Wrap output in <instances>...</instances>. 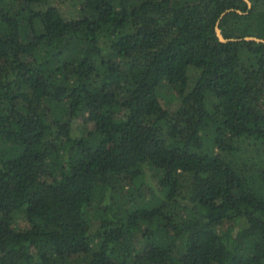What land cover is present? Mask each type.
Wrapping results in <instances>:
<instances>
[{
  "label": "trees",
  "instance_id": "16d2710c",
  "mask_svg": "<svg viewBox=\"0 0 264 264\" xmlns=\"http://www.w3.org/2000/svg\"><path fill=\"white\" fill-rule=\"evenodd\" d=\"M250 2L0 0V264H264Z\"/></svg>",
  "mask_w": 264,
  "mask_h": 264
},
{
  "label": "water",
  "instance_id": "95a60500",
  "mask_svg": "<svg viewBox=\"0 0 264 264\" xmlns=\"http://www.w3.org/2000/svg\"><path fill=\"white\" fill-rule=\"evenodd\" d=\"M244 2H246L247 6L249 9L252 8V3L250 2V0H243ZM240 14H244L243 12L239 11ZM216 32L218 34V37L220 38V40L222 42H226V40L223 38L222 34H221V30L219 28V26H217L216 28ZM245 41H260V42H263L264 43V40H259L257 38H252V37H247L244 39Z\"/></svg>",
  "mask_w": 264,
  "mask_h": 264
},
{
  "label": "rangeland",
  "instance_id": "374dc122",
  "mask_svg": "<svg viewBox=\"0 0 264 264\" xmlns=\"http://www.w3.org/2000/svg\"><path fill=\"white\" fill-rule=\"evenodd\" d=\"M61 8L67 17L71 18L72 16H75V11H76L75 9H73V8L68 9V5H66L64 7L62 6Z\"/></svg>",
  "mask_w": 264,
  "mask_h": 264
}]
</instances>
